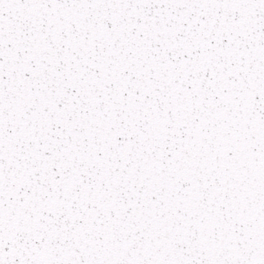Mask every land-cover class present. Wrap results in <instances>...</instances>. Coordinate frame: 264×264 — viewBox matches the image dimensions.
<instances>
[{
  "label": "snow or ice",
  "instance_id": "1",
  "mask_svg": "<svg viewBox=\"0 0 264 264\" xmlns=\"http://www.w3.org/2000/svg\"><path fill=\"white\" fill-rule=\"evenodd\" d=\"M0 264H264V0H0Z\"/></svg>",
  "mask_w": 264,
  "mask_h": 264
}]
</instances>
